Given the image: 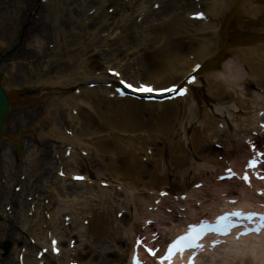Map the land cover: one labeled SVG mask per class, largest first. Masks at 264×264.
I'll return each mask as SVG.
<instances>
[{
    "label": "bare ground",
    "instance_id": "bare-ground-1",
    "mask_svg": "<svg viewBox=\"0 0 264 264\" xmlns=\"http://www.w3.org/2000/svg\"><path fill=\"white\" fill-rule=\"evenodd\" d=\"M112 69L186 96L121 97ZM263 128L264 0H0V264H129L148 232L168 243L234 206L263 212V181L218 180ZM197 264H264V234Z\"/></svg>",
    "mask_w": 264,
    "mask_h": 264
},
{
    "label": "rangeland",
    "instance_id": "rangeland-1",
    "mask_svg": "<svg viewBox=\"0 0 264 264\" xmlns=\"http://www.w3.org/2000/svg\"><path fill=\"white\" fill-rule=\"evenodd\" d=\"M192 20H194V19H192ZM188 45H189V43H186V45H183V47H184L183 52H184V53L189 52L188 50L190 49V46H188ZM153 49H154V48H152V47L149 48V49H146V56H148V59L153 60V57H154L153 54H155V55L158 56V57H156V58L159 59L160 55L157 54ZM108 59H109V58H108ZM97 61H98V60H97ZM152 68H154L153 65H151V69H152ZM205 90H206V89H205ZM154 122H155V121H154ZM154 122H153V123H154ZM151 123H152V122H151ZM153 123L151 124V126L154 125ZM156 123H157V122H156ZM156 123H155V124H156ZM158 124H159V123H158ZM159 125L161 126L162 124H159ZM151 126H150V127H151ZM160 126H159V127H160ZM162 126H163V125H162ZM199 127H200V126H198V127L196 126L195 128L200 129ZM138 133H139V132H137V134H136V133H132V135H130V134L127 133V134H124L123 136H125L126 138H129V139H130V141H131V142L129 143L130 146H131V145L137 146V144H136L137 140H136V139H137L138 137H142V139H143V136H144L143 133H142V134H141V133L138 134ZM120 134L122 135V133H120ZM172 137H173V136H172ZM172 137H171V138H172ZM174 138H175V137H174ZM142 139H140L141 142L143 141ZM176 140H177V138H176ZM133 141H134V143H133ZM149 141H151V140H149ZM144 143H145V141L142 142V145H144ZM114 145H115L116 148L123 147V148H120L121 151L124 152V153L121 155V157H122V159L124 158V160H125V159H126V156H129L128 153H129V150H131V149H129L130 146H128L126 142L121 143V145H120L119 143H118V144H114ZM124 146H127V148H126V147L124 148ZM167 146H168V145H167ZM167 146H166V144L163 145V147H167ZM212 146H213V145H212ZM165 149H166V148H165ZM134 150H136V149H134ZM131 151H132V150H131ZM164 151H165V150H164ZM138 153H141V152L138 151ZM138 153H137V154H138ZM188 154H191V153L188 152ZM167 155H168V152L165 151V156H167ZM121 157H120V158H121ZM145 161H146V158H145L144 162H145ZM160 162H161L162 165H163L165 162L167 163V165H170V163H171L170 161H168V156H167L166 159H164V161H160ZM161 164H160V166H161V168H160V172L157 171V172H159L158 174H160V175H161L163 172H166L164 169H165V167H167V166H165V167L163 166V167H162ZM96 178H97V179H100V178H102V177H101V176H96ZM175 193H178V191L175 192Z\"/></svg>",
    "mask_w": 264,
    "mask_h": 264
},
{
    "label": "snow or ice",
    "instance_id": "snow-or-ice-1",
    "mask_svg": "<svg viewBox=\"0 0 264 264\" xmlns=\"http://www.w3.org/2000/svg\"><path fill=\"white\" fill-rule=\"evenodd\" d=\"M127 87H132V86L131 85H127ZM140 90L141 91H145V92L153 91L151 88H144L143 86L141 87ZM172 91H175V89H172ZM184 91H186V89ZM181 94H183V92ZM235 215L241 216L242 214L241 213H236ZM246 218L251 220L254 217H253V215L250 214ZM221 219H227V217H223ZM259 219L261 221V225H260V229H257V231H259L261 229H264V216L260 217ZM195 231L196 230H193V232H195ZM217 231H219L220 234L227 235L230 232V228L224 229V230L217 229ZM244 234L246 235L247 233H244ZM198 239H200V236H196V235H193V234H189L187 236L181 237L179 240L174 242L173 245L171 246V248L169 249V257H171L173 255V250H176V251L182 253L186 248H190V247L200 248L201 245H199L197 243ZM185 242H187V243H185Z\"/></svg>",
    "mask_w": 264,
    "mask_h": 264
}]
</instances>
